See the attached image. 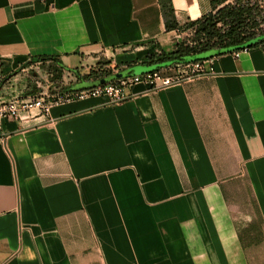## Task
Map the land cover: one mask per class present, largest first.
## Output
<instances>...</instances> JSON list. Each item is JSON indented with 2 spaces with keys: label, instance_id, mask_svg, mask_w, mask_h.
I'll return each instance as SVG.
<instances>
[{
  "label": "crops",
  "instance_id": "crops-1",
  "mask_svg": "<svg viewBox=\"0 0 264 264\" xmlns=\"http://www.w3.org/2000/svg\"><path fill=\"white\" fill-rule=\"evenodd\" d=\"M212 0H0V79L57 55L69 90L153 71ZM234 52V51H233ZM128 97L5 119L0 264H264V44ZM174 65L164 66L160 69ZM64 76V75H63Z\"/></svg>",
  "mask_w": 264,
  "mask_h": 264
},
{
  "label": "trees",
  "instance_id": "trees-1",
  "mask_svg": "<svg viewBox=\"0 0 264 264\" xmlns=\"http://www.w3.org/2000/svg\"><path fill=\"white\" fill-rule=\"evenodd\" d=\"M226 1L212 0L213 11L184 25L176 21L173 8L170 7L167 28L192 29L193 38L178 42L172 51L161 50L147 55L144 63L155 66L153 71H156L164 66L203 61L224 53L263 45L264 28L260 27L264 23V7L242 0H237L235 4ZM33 65H40L58 80L63 78L65 70L78 72L67 68L57 55L32 56L22 68Z\"/></svg>",
  "mask_w": 264,
  "mask_h": 264
},
{
  "label": "built area",
  "instance_id": "built-area-1",
  "mask_svg": "<svg viewBox=\"0 0 264 264\" xmlns=\"http://www.w3.org/2000/svg\"><path fill=\"white\" fill-rule=\"evenodd\" d=\"M241 50L234 51L239 57ZM24 70V69H23ZM207 74L204 61L180 63L169 68L128 76L117 81L88 88L85 90H67L62 93L40 91L34 94L15 95L9 99L0 98V133L5 119L17 120L23 112L39 110L47 114L56 104L87 97H104L108 103H116L128 97L129 88L135 84H144L148 89L168 87L189 81Z\"/></svg>",
  "mask_w": 264,
  "mask_h": 264
},
{
  "label": "rangeland",
  "instance_id": "rangeland-1",
  "mask_svg": "<svg viewBox=\"0 0 264 264\" xmlns=\"http://www.w3.org/2000/svg\"><path fill=\"white\" fill-rule=\"evenodd\" d=\"M237 0H227L225 3L235 4ZM243 2L257 3L264 7V0H242ZM260 28H264V23ZM193 30H181L180 42L191 40ZM24 69V70H23ZM70 83L68 71L64 73L61 80L55 79L52 75L43 69L40 65H33L27 68H20L12 72L9 76L0 79V98L9 99L15 95H29L40 91L49 93H62L67 91ZM66 87V89H65Z\"/></svg>",
  "mask_w": 264,
  "mask_h": 264
}]
</instances>
